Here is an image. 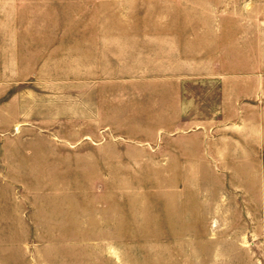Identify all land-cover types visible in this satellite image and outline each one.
Wrapping results in <instances>:
<instances>
[{"label": "rangeland", "instance_id": "374dc122", "mask_svg": "<svg viewBox=\"0 0 264 264\" xmlns=\"http://www.w3.org/2000/svg\"><path fill=\"white\" fill-rule=\"evenodd\" d=\"M0 264H264V0H0Z\"/></svg>", "mask_w": 264, "mask_h": 264}]
</instances>
